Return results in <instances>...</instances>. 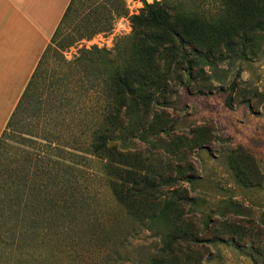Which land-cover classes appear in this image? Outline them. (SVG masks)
I'll list each match as a JSON object with an SVG mask.
<instances>
[{"label": "rangeland", "instance_id": "374dc122", "mask_svg": "<svg viewBox=\"0 0 264 264\" xmlns=\"http://www.w3.org/2000/svg\"><path fill=\"white\" fill-rule=\"evenodd\" d=\"M156 1L160 0L125 4L132 15ZM202 2L206 11L217 10V0ZM78 22L76 17L57 41L50 40L37 91L0 135V264H148L152 257L173 264H264L257 231L249 232V241L241 248L212 234L180 235L165 248L164 220L154 215L149 221L148 215L165 204L173 188L168 184L152 187L138 179L132 197L135 214L117 202L104 172L110 156L102 160L89 149L103 100L88 89L83 69L68 62L83 45L112 48L118 37L131 33V22L122 16L111 32L60 49L63 38L76 34ZM249 40L252 54L241 57L222 47V57L218 53L215 63L204 67L191 91L177 85V92L168 95L170 101L158 107L151 129H135L136 135L118 140L124 154L120 173L127 159L140 162L136 167L140 174L164 175L169 162L176 161L168 152V140L190 134L199 125L213 126V144L196 149L190 158L198 178L193 184L184 180L182 186L177 184L196 198L191 206L181 204L180 213L200 226L206 215L217 216L218 206L232 197L251 208L252 224L264 225V186L237 184L226 157L237 145H248L264 171V31ZM239 45L249 44L239 42L235 47Z\"/></svg>", "mask_w": 264, "mask_h": 264}, {"label": "trees", "instance_id": "16d2710c", "mask_svg": "<svg viewBox=\"0 0 264 264\" xmlns=\"http://www.w3.org/2000/svg\"><path fill=\"white\" fill-rule=\"evenodd\" d=\"M201 1L160 0L147 3L140 14L129 15L125 0H107L106 5L100 0H71L50 40L57 41L65 25L76 17L79 20L76 34L63 38L60 49L81 39L89 40L97 33L111 32L118 18L129 16L131 33L118 37L112 48L83 45L79 55L68 62L83 69L81 71L89 82L88 89L99 93L103 100L99 117L92 125L89 149L102 160L110 156L109 163L104 161V172L113 196L129 214H135L132 197L138 179L152 187L160 182L172 186L159 212L148 215L149 221L154 215L164 220L167 227L162 238L165 248L172 239L193 234H212L242 246L249 241L250 231H257L264 248V225L252 224L251 208L243 202L228 199L218 206V215H206L201 226L191 221L189 215L185 221L180 213L181 204L191 206L196 198L187 188H180L177 184L180 180L193 184L198 178L190 158L196 149L213 144V126L199 125L190 134L171 135L168 152L176 161L169 162L164 175L158 172L140 174L136 169L140 162L135 160L126 159L128 162H122L125 170L120 173L118 169L119 160L124 155L118 140L136 135L135 129L139 132L151 129L152 121L159 117L158 107L168 105V95L177 92V85L191 91L197 75L205 66L215 63L218 53L222 55V47L241 57L254 52L249 38L264 31V2L217 0V10L208 12ZM239 42L249 45L235 47ZM50 48L49 43L2 134L15 123L25 102L37 91L41 67ZM230 97L226 99L229 106ZM2 145L0 138V156ZM227 162L237 183L250 188L263 187L264 171L250 148L238 146L230 150ZM188 210L192 211V208ZM256 249L259 253L261 248L257 246ZM148 264H173V261L152 257Z\"/></svg>", "mask_w": 264, "mask_h": 264}, {"label": "crops", "instance_id": "0c3cea01", "mask_svg": "<svg viewBox=\"0 0 264 264\" xmlns=\"http://www.w3.org/2000/svg\"><path fill=\"white\" fill-rule=\"evenodd\" d=\"M70 1L0 0V135ZM238 146H246L252 150L248 145L239 144L236 147ZM232 242L237 248H241Z\"/></svg>", "mask_w": 264, "mask_h": 264}, {"label": "built area", "instance_id": "2783aa9c", "mask_svg": "<svg viewBox=\"0 0 264 264\" xmlns=\"http://www.w3.org/2000/svg\"><path fill=\"white\" fill-rule=\"evenodd\" d=\"M89 42H90V43H93V41H92V40H90Z\"/></svg>", "mask_w": 264, "mask_h": 264}]
</instances>
